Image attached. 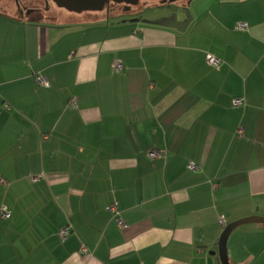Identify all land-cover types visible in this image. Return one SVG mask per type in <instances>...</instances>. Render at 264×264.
<instances>
[{"label": "crops", "instance_id": "0c3cea01", "mask_svg": "<svg viewBox=\"0 0 264 264\" xmlns=\"http://www.w3.org/2000/svg\"><path fill=\"white\" fill-rule=\"evenodd\" d=\"M7 6L0 264H222L220 217L264 216V0L60 8L54 20ZM227 249L231 264H264V224L235 228Z\"/></svg>", "mask_w": 264, "mask_h": 264}, {"label": "water", "instance_id": "95a60500", "mask_svg": "<svg viewBox=\"0 0 264 264\" xmlns=\"http://www.w3.org/2000/svg\"><path fill=\"white\" fill-rule=\"evenodd\" d=\"M58 7L64 8L71 12L81 13L84 11H102L111 2L115 4H124L128 8L137 5L141 0H52ZM160 1H176V0H160ZM264 224V216L252 215L244 217L229 223L222 232L218 246L219 255L222 264H231L228 256V239L232 231L238 226L245 224Z\"/></svg>", "mask_w": 264, "mask_h": 264}, {"label": "built area", "instance_id": "2783aa9c", "mask_svg": "<svg viewBox=\"0 0 264 264\" xmlns=\"http://www.w3.org/2000/svg\"><path fill=\"white\" fill-rule=\"evenodd\" d=\"M237 29H241V30H245L248 28V25L246 23H239L236 27ZM207 59H208V62L210 65L214 66V67H219L220 66V59L212 54H209L207 56ZM114 69L115 70H121L123 68V64L120 62V61H115L114 62ZM36 83L40 84V85H43V86H48L49 85V81L46 79L45 76H43L42 74H38L36 76ZM245 102V99L243 97H237V98H234L233 100V103L234 105L236 106H240V105H243ZM71 104L75 105L76 104V101L75 100H72L71 101ZM9 107V106H7ZM241 132V130H240ZM150 157L151 158H158V157H161L163 155V151L161 150H153V151H150L149 153ZM188 168L190 170H197L200 168V164L198 163H195V162H191L189 165H188ZM42 175H32V180H38L39 178H41ZM5 182V181H3ZM108 210H110L115 216H116V220H117V223L120 227H124L125 226V223L124 221L119 217V209H118V205L113 203L111 204L110 206H108ZM10 217V211L6 208V207H1L0 209V218H8ZM220 223L222 224V226L225 228L227 226V223H226V220L224 219V217H220ZM69 229L68 228H63L61 230V236L62 238L66 237V235L69 233ZM83 251H86V248L83 247Z\"/></svg>", "mask_w": 264, "mask_h": 264}, {"label": "flooded vegetation", "instance_id": "af4514ba", "mask_svg": "<svg viewBox=\"0 0 264 264\" xmlns=\"http://www.w3.org/2000/svg\"><path fill=\"white\" fill-rule=\"evenodd\" d=\"M12 3L6 4L9 2H5L3 6H7L10 8L11 12L16 16H33L36 19H42L44 17H49L54 20L57 18L56 12L54 9L57 8V5L52 0H11ZM115 4V3H114ZM110 5V4H109ZM108 5V6H109ZM127 7V6H125ZM128 8V7H127Z\"/></svg>", "mask_w": 264, "mask_h": 264}, {"label": "rangeland", "instance_id": "374dc122", "mask_svg": "<svg viewBox=\"0 0 264 264\" xmlns=\"http://www.w3.org/2000/svg\"><path fill=\"white\" fill-rule=\"evenodd\" d=\"M149 1H154V0H141V2H143V3H145V2H149ZM5 3V2H9V3H6V4H10V3H12V1L11 0H0V3ZM2 4V5H3ZM1 4H0V6H2ZM110 5H116V4H114L113 2H111L110 3ZM107 7L108 6H106L105 8H104V10H102V11H106L107 10ZM57 8H58V6H57ZM60 9V8H59ZM62 9H64V8H62ZM68 11V10H67ZM69 12H71V11H69ZM148 12H149V10H148Z\"/></svg>", "mask_w": 264, "mask_h": 264}]
</instances>
